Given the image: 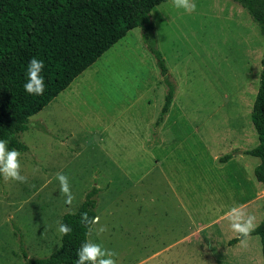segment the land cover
<instances>
[{"label": "rangeland", "instance_id": "1", "mask_svg": "<svg viewBox=\"0 0 264 264\" xmlns=\"http://www.w3.org/2000/svg\"><path fill=\"white\" fill-rule=\"evenodd\" d=\"M193 2L190 14L172 0L151 11L157 47L175 84L159 125L167 85L140 27L29 119L20 134L28 149L19 151L27 182L0 176V264H23L59 249L58 223L94 186L100 192L93 228L106 231L97 236L93 230L88 240L114 250L116 264H264L258 235L247 248L228 244L237 234L223 215L242 205L243 181L258 182L260 159L245 150L259 143L251 112L264 37L234 0ZM227 154L235 165L223 166ZM234 171L242 177L234 180ZM57 173L69 178L71 205ZM259 205L244 209L256 213L257 225ZM222 215L201 238L194 235L198 225ZM172 242L177 246L167 247Z\"/></svg>", "mask_w": 264, "mask_h": 264}, {"label": "trees", "instance_id": "2", "mask_svg": "<svg viewBox=\"0 0 264 264\" xmlns=\"http://www.w3.org/2000/svg\"><path fill=\"white\" fill-rule=\"evenodd\" d=\"M167 0H0V140L9 149L26 151L20 134L28 128L29 119L46 107L59 93L93 65L129 31L140 27L142 40L156 58L167 93L159 125L169 112L175 94L165 58L158 49L151 11ZM245 8L259 25L264 37V0H234ZM43 61V95L26 93L24 84L31 59ZM259 88L251 112L259 143L245 153L259 157L255 176L264 189V52L261 60ZM230 154L220 158L226 162ZM100 189L89 190L77 211L62 216L61 223L71 228L61 236V246L47 257L30 258L23 264H75L77 250L88 240L89 226L82 224L87 213L97 217ZM251 235L261 239L264 259V220ZM239 242L236 237L229 244ZM24 257L28 252L21 241Z\"/></svg>", "mask_w": 264, "mask_h": 264}, {"label": "clouds", "instance_id": "3", "mask_svg": "<svg viewBox=\"0 0 264 264\" xmlns=\"http://www.w3.org/2000/svg\"><path fill=\"white\" fill-rule=\"evenodd\" d=\"M172 3L177 9H183L189 14L196 10L193 0H172ZM43 68V61L35 58L31 59L28 64L27 82L24 84V89L29 95L40 96L44 94V78L40 75ZM7 144V141L0 140V176L5 182L16 181L25 183L27 182V177L21 174V153L16 149H9ZM56 179L60 185V192L65 197V204L71 205L75 197L72 193L68 176L64 173H57ZM225 217L229 222L231 231L237 234L240 246L247 248L251 233L257 227V217L246 212L243 206L231 207L225 213ZM80 222L88 225L90 232L95 230L97 236L106 231L103 226L93 228L94 225L98 224L99 217L90 218L87 213H83ZM58 232L63 237L71 232V228L66 224L58 223ZM77 256L78 259L75 264H116L114 257L117 256V253L114 250L103 248L99 243L86 241L77 250Z\"/></svg>", "mask_w": 264, "mask_h": 264}, {"label": "crops", "instance_id": "4", "mask_svg": "<svg viewBox=\"0 0 264 264\" xmlns=\"http://www.w3.org/2000/svg\"><path fill=\"white\" fill-rule=\"evenodd\" d=\"M70 86V85H69ZM67 89V88H66ZM65 89V90H66ZM63 92V91H62ZM60 94V93H59ZM257 94V93H256ZM253 109V108H252ZM250 148H248V149H246V150H249ZM245 150V151H246ZM238 156H241L242 155V153H238L237 154ZM249 155V154H248ZM233 156H235V155H233ZM252 156V155H251ZM254 157H256V156H254ZM257 158H259V157H257ZM234 158H229V160H227L226 162H225V164L223 165V166H228V165H230V163L233 161V165H235V163H234ZM247 172V171H246ZM233 177H234V180H235V178H241L242 177V175H241V172H237V171H234L233 172ZM250 177V174H246V176H245V178H249ZM246 185V187H245V189L243 188L242 189V193H244V195H243V203H242V205L241 206H243V208L245 209V208H248V207H250L253 203H259L260 205H259V208H258V211H256L257 212V214L259 215V218H258V220H259V222L261 223V220H262V217H264V206H263V203H264V189H263V185H262V183L261 182H257L255 185H253V181L251 180V179H246L245 181H243ZM251 185H253V186H251ZM237 192H241V191H238V190H236ZM245 201V202H244ZM248 213H251V214H253V211L252 212H248ZM223 215H225V214H223ZM219 216V218H217V219H214V220H212L211 222H209V223H202V224H200V225H198V227L196 228V231H195V233H194V235H197L199 238H201L202 237V235H201V232L203 231V230H205V228H206V226L207 225H210V224H218V222L220 221V219L222 218H224V216ZM254 215L256 216V213H254ZM98 217V216H97ZM259 223V224H260ZM258 224V225H259ZM233 235H236L235 233H233ZM189 238H190V232H188L185 236H184V238L182 239V241L183 240H189ZM233 238H234V236H233ZM261 240V239H260ZM176 243V242H175ZM174 242H172V243H170L167 247H170V246H173L172 248H174L175 246H177V244H175ZM237 243H239V242H237ZM237 243H235V244H237ZM229 244V243H228ZM234 244V245H235ZM202 246L206 249L207 248V246L205 245V242H203L202 243ZM208 250V249H207Z\"/></svg>", "mask_w": 264, "mask_h": 264}]
</instances>
